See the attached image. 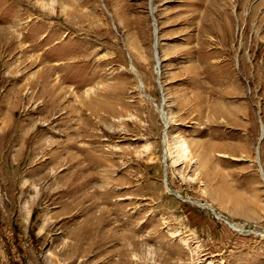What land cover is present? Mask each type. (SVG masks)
Returning <instances> with one entry per match:
<instances>
[{
  "label": "rangeland",
  "instance_id": "1",
  "mask_svg": "<svg viewBox=\"0 0 264 264\" xmlns=\"http://www.w3.org/2000/svg\"><path fill=\"white\" fill-rule=\"evenodd\" d=\"M263 133L264 0H0V264H264Z\"/></svg>",
  "mask_w": 264,
  "mask_h": 264
},
{
  "label": "bare ground",
  "instance_id": "2",
  "mask_svg": "<svg viewBox=\"0 0 264 264\" xmlns=\"http://www.w3.org/2000/svg\"><path fill=\"white\" fill-rule=\"evenodd\" d=\"M155 45H157V44H155ZM156 47V46H155ZM160 66V62H158V67ZM134 69V68H133ZM135 70V69H134ZM160 112H163V111H160ZM162 115H163V113H162ZM165 117V116H164ZM167 117V116H166ZM166 119V118H165ZM167 124V123H166ZM167 126V125H166ZM166 154H165V157H166V160H167V157L169 156V149H167L166 151ZM203 206H206L208 209H210V210H212V212H214L215 210L213 209V208H210L209 206H207V205H203Z\"/></svg>",
  "mask_w": 264,
  "mask_h": 264
},
{
  "label": "water",
  "instance_id": "3",
  "mask_svg": "<svg viewBox=\"0 0 264 264\" xmlns=\"http://www.w3.org/2000/svg\"><path fill=\"white\" fill-rule=\"evenodd\" d=\"M152 1V0H151ZM151 11H152V13H153V9H151ZM156 44V43H155ZM156 46V45H155ZM157 47H155V49H156ZM157 52V51H156ZM263 135H264V133H263ZM165 158V165H166V157H164Z\"/></svg>",
  "mask_w": 264,
  "mask_h": 264
}]
</instances>
